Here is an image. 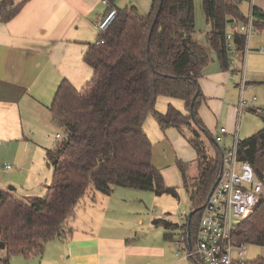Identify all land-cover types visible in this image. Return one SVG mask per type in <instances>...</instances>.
<instances>
[{
    "label": "trees",
    "instance_id": "16d2710c",
    "mask_svg": "<svg viewBox=\"0 0 264 264\" xmlns=\"http://www.w3.org/2000/svg\"><path fill=\"white\" fill-rule=\"evenodd\" d=\"M115 1L109 0L117 17L84 54L94 69L93 77L81 89L63 79L50 105L66 137L47 150L53 174L46 194L23 197L0 189L1 264H10L17 254L40 255L49 241L67 236L72 231L69 221L87 193L112 194L116 187L124 186L178 197L177 187L167 185L153 163V143L144 128L150 114L163 128L172 125L180 131L190 128L193 133L190 142L196 148L199 168L193 184L185 164L179 160L178 165L192 209L201 207L190 223L187 215L181 225L195 243L202 209L223 163V149L216 147L215 156L209 157L199 133L208 134L199 116L205 100L200 79L212 50L222 68H230L229 16L241 22L247 16L240 9V0H203L211 24L206 45L194 36V0H152L146 15L135 7L119 9ZM9 6L13 8L3 13V20L12 18L21 7L12 0H0L1 10ZM254 16L255 26L264 27V13L257 7ZM241 36L240 50L245 47V35ZM160 95L183 99L189 114L171 104L166 113L159 112L156 103ZM252 109L258 110L264 123V108ZM239 153L264 178V125L240 139ZM155 222L180 226L164 219ZM234 238L237 243L264 246V199L238 224ZM245 264H264V259Z\"/></svg>",
    "mask_w": 264,
    "mask_h": 264
},
{
    "label": "crops",
    "instance_id": "0c3cea01",
    "mask_svg": "<svg viewBox=\"0 0 264 264\" xmlns=\"http://www.w3.org/2000/svg\"><path fill=\"white\" fill-rule=\"evenodd\" d=\"M12 2L21 5L19 11L0 25V189L25 197L24 193L17 192L19 188L10 184L23 183L22 191L29 190L30 182L37 184L42 179L41 168L45 161L51 166L47 150L54 149L66 135L60 139L59 128L64 131L65 128L53 116L50 105L63 79L81 89L93 77L94 69L84 60V54L89 44L97 41L99 22L110 5L103 0ZM252 3L264 13L263 0H251L250 8ZM151 5L152 0L115 1L117 8L135 7L143 15L150 12ZM229 19L237 20L232 15ZM210 29L211 24L205 40L199 39L196 29L195 38L208 45ZM227 29L233 30L229 26ZM241 35L243 33L238 30L230 41L232 43L236 38L237 50H240ZM213 52L218 62L213 59L215 63L203 68L200 85L205 100L199 108V116L208 130V134L202 133L206 139L215 142L212 157L216 147L224 150L234 143L236 129L229 128L222 141L217 143L214 135L219 129L215 126L212 133L210 127L216 110L219 107L223 110L235 99L230 98L236 79L231 73L239 69L238 65L233 66L232 71L231 68L223 69L217 53ZM248 64L247 61V74L251 72ZM252 72L258 75L257 79L264 80L261 76L264 75L263 65H257ZM170 104L183 114H189L183 99L165 95L158 97L156 109L166 113ZM48 129L57 131L55 145L45 137ZM4 163L9 165L6 167ZM196 163L198 166L197 159ZM51 167L52 171L46 176L48 182L53 174ZM197 171L198 175L199 168ZM137 190L142 189L118 186L112 194L87 193L69 221L72 231L67 236L49 241L40 255H13L10 264H197L194 259L177 252V238L184 228L181 225L187 221V214H179L177 222L165 213L161 215L155 207L150 210V202ZM154 203L159 205V200ZM157 219L180 226L156 223Z\"/></svg>",
    "mask_w": 264,
    "mask_h": 264
},
{
    "label": "rangeland",
    "instance_id": "374dc122",
    "mask_svg": "<svg viewBox=\"0 0 264 264\" xmlns=\"http://www.w3.org/2000/svg\"><path fill=\"white\" fill-rule=\"evenodd\" d=\"M250 1L251 0H242L239 4L241 11L244 14H248L250 11ZM262 1V0H261ZM203 0H195V18H196V29L197 36L199 39H206V32L208 30V22L206 20L205 14L203 12L202 6ZM233 33L238 32V29L231 30ZM197 37V38H198ZM236 37V36H235ZM236 41V38H234ZM201 41V40H200ZM235 41L232 40L231 49L229 50V59H230V71L233 70V66L238 65L239 69L237 72H232L233 77H236L232 89L230 98H235L230 100L227 103V106L220 110V107L216 110V115H213L211 120L212 127H210V132H215V126L219 128L225 127L227 130L229 128L236 129L238 132L239 138L244 140L260 130L264 123L263 119L258 113V110L255 111L251 109H243L241 112H238V105L241 96L247 100H251L253 97H256L255 106L258 108H264V80L257 79L258 75L254 74L252 71L256 70L257 65H263L264 67V51L260 48L264 45V27L258 28L254 27L252 34L249 39L246 41L245 49L237 50L235 47ZM202 42V41H201ZM203 43V42H202ZM211 61L206 65L209 67L215 62H218L215 58V53L210 51ZM215 60V62L213 61ZM247 61L250 66V73H246L247 70ZM264 78V75H261ZM260 77V76H259ZM261 78V77H260ZM245 82L246 87L244 90H241V83ZM239 84V85H238ZM232 106H236L232 107ZM144 128L148 133L151 141L153 143V163L157 169L163 174L165 182L169 186H176L178 189V197L171 194H161L157 195L153 191L149 190H137L140 194L143 193L145 200L150 202L148 205L150 210L153 207L159 210L160 214H167L173 220H178V215L183 213L189 215L193 210V205L189 200V195L183 185L182 173L178 166V161H182L185 164L187 174L192 177L190 183H194V178L197 176V151L193 144L190 142V137L192 132L190 129L184 128L183 131H180L175 126H168L163 128L159 125L156 117L153 114H150L144 123ZM199 131V130H198ZM56 130L52 131L48 129L45 132V137L56 143ZM61 132V140L65 137L66 133L63 129L59 128ZM201 139L204 138V146L209 157L213 155L212 150L215 147V142L210 138L204 137L202 131H199ZM181 156L184 157L181 159ZM52 165V164H51ZM52 171V167L47 164L45 161L44 166L41 168V180L37 184L30 182L28 185L29 190L22 191L23 183H11V186H14L18 193H24L26 196H43L47 192L46 176ZM50 180V179H49ZM159 200V205L154 203V200ZM152 204V207H151ZM153 209V210H155ZM153 214V213H152ZM238 222V220H237ZM246 254L244 258L247 261H253L258 258L264 259V246L256 244H247L246 245Z\"/></svg>",
    "mask_w": 264,
    "mask_h": 264
},
{
    "label": "built area",
    "instance_id": "2783aa9c",
    "mask_svg": "<svg viewBox=\"0 0 264 264\" xmlns=\"http://www.w3.org/2000/svg\"><path fill=\"white\" fill-rule=\"evenodd\" d=\"M110 5L109 0H103ZM253 2V0H252ZM264 3V0H263ZM12 6L0 9V25L3 13L11 10ZM255 6L252 3L247 19L244 22L232 20L228 26L238 29L245 35V43L255 27ZM116 8H110L99 22V30H105L117 17ZM233 32L227 29V46L231 49ZM264 51V45L262 47ZM246 83H241V90ZM256 97L251 100L241 96L239 112L245 108H258L254 106ZM254 106V107H253ZM225 127L219 128L214 140L220 143L227 133ZM59 135V134H58ZM240 138L235 131L234 143L223 150V163L219 180L212 190L202 209L197 237L192 244L188 229L183 228L177 238V252L192 258L197 264H245L246 243H237L234 238L238 224L248 217L264 199V178L260 177L252 162L242 159L239 153ZM9 164L4 163V166ZM166 215H163V218ZM238 220V222H237Z\"/></svg>",
    "mask_w": 264,
    "mask_h": 264
},
{
    "label": "water",
    "instance_id": "95a60500",
    "mask_svg": "<svg viewBox=\"0 0 264 264\" xmlns=\"http://www.w3.org/2000/svg\"><path fill=\"white\" fill-rule=\"evenodd\" d=\"M218 180H219V179H218ZM218 180L214 183V185H213V187H212V190H213V189L215 188V186L217 185ZM212 190H211V192H212ZM211 192H210V193H211ZM200 208H201V207L195 208V209H193V210L189 213V215H188L189 223H190V221H191V217H192V215H193L196 211H198Z\"/></svg>",
    "mask_w": 264,
    "mask_h": 264
}]
</instances>
